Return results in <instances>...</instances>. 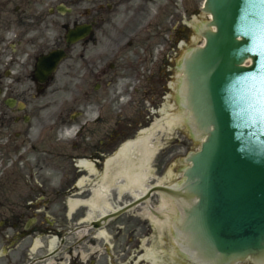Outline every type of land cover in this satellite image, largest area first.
<instances>
[{
  "label": "flooded vegetation",
  "instance_id": "obj_1",
  "mask_svg": "<svg viewBox=\"0 0 264 264\" xmlns=\"http://www.w3.org/2000/svg\"><path fill=\"white\" fill-rule=\"evenodd\" d=\"M152 1L162 14L177 6L176 0H31L38 8L27 26L16 20L23 12L17 0H0V264H151L114 261L113 221L105 226L108 241L100 243L95 222L86 219L98 179L81 178L88 174L79 164L100 171L126 135L102 112L127 78V85L140 86L148 72L154 88L162 84V57L153 59L144 30ZM182 8L189 12L193 0ZM166 21L175 24L178 15ZM14 22L18 33L6 41ZM76 25L91 27V36L66 48L63 27ZM57 50L66 59L51 81L37 82L36 56ZM77 78L82 82L71 83ZM58 96L65 99L59 106ZM91 99L100 103L91 124L90 115L70 114ZM72 127L74 141L67 138Z\"/></svg>",
  "mask_w": 264,
  "mask_h": 264
},
{
  "label": "water",
  "instance_id": "obj_2",
  "mask_svg": "<svg viewBox=\"0 0 264 264\" xmlns=\"http://www.w3.org/2000/svg\"><path fill=\"white\" fill-rule=\"evenodd\" d=\"M203 12L205 45L179 68V106L200 147L179 189L154 190L177 202V241L191 262L263 264L264 0H206Z\"/></svg>",
  "mask_w": 264,
  "mask_h": 264
},
{
  "label": "bare ground",
  "instance_id": "obj_3",
  "mask_svg": "<svg viewBox=\"0 0 264 264\" xmlns=\"http://www.w3.org/2000/svg\"><path fill=\"white\" fill-rule=\"evenodd\" d=\"M184 119V114L169 116L165 111H162V118L154 122L151 129L141 132L140 136L136 137L135 140L122 145L114 156L106 162L104 174L100 177L101 189L106 191L109 187H114L118 192L119 198L125 193H129L132 197H136L139 192L142 193L145 190L146 182L152 176V161L165 145V143L161 142V139L169 137L172 130L180 126ZM87 168L90 170V167ZM169 172L171 171L169 170ZM170 178L171 176H168L167 179L162 178L156 182L160 184L168 181ZM160 204L161 210L168 212L166 214L168 220H173L176 212L171 202L160 198ZM70 207L72 208L73 206L71 205ZM89 209L87 221L92 220L96 214V216H102L115 210L116 207H111L100 193H94L89 202ZM140 215H147L144 209ZM150 220L157 231L161 229L160 224L154 222L151 218ZM101 235L105 236L102 232L100 233ZM143 258L154 259L153 255H150L149 250L145 251Z\"/></svg>",
  "mask_w": 264,
  "mask_h": 264
},
{
  "label": "rangeland",
  "instance_id": "obj_4",
  "mask_svg": "<svg viewBox=\"0 0 264 264\" xmlns=\"http://www.w3.org/2000/svg\"><path fill=\"white\" fill-rule=\"evenodd\" d=\"M17 1L19 2V5L21 6V8L23 10V12L19 11L18 18H22V19H24L23 21L28 22L27 19L32 17L33 13L37 11L38 3L35 2V4L32 5L31 4V0H17ZM35 1H37V0H35ZM196 1H202V0H196ZM199 5L200 4H198V6ZM150 9H151V6H148L149 16L151 15V17H152L153 15H155L156 11H155V9H152V11H150ZM197 18L200 19L199 18V14L197 15ZM167 28L170 29V30H174L175 27H172V28L171 27H167ZM104 32H105V34H107V32H108L107 28H106V30H104ZM186 33L188 35V38H186V37L183 38L185 46L180 50L177 60L181 57L182 50H184L185 48H189L191 46H195V45L200 44L198 42V40H194L193 43H192V41L189 40V37L192 36V33L190 31H187ZM160 44H161V42H159L158 40L155 39L154 41H150L147 45H148V49L149 50L160 51L159 50L160 49V47H159ZM167 95L171 96L172 93L170 91H167ZM124 100H126V98H124L123 101ZM62 101H63V99H59L58 98V100H57L58 105ZM123 101H121V104L123 103ZM140 103L142 104L141 108H143L145 106L146 109L151 110V107H149L147 104H144L142 102H140ZM128 110H129L128 113H129V115L131 117L129 115H125L124 117L128 116V119L134 120V115H132L130 113V109H128ZM114 112H117L116 105L114 106ZM87 113L88 114H93V112H87ZM146 113H148V112L146 111ZM134 122H135V120H134ZM134 135H135V133H133L132 135L129 134L128 136H129V138H132ZM166 141H167V144L164 145L162 150L159 152L158 156L154 160V162L151 165V167L153 169H157V171H158V173L153 174V175H155L157 177H160V178L161 177L162 178L168 177L169 174H170V172H169L170 168H173L172 172L175 174V178L173 179L172 182H167V183L168 184H174L175 182H178L180 180V169H182L183 166H184V164H182V162H181L182 159L185 157V155L188 152L195 151L198 146L195 145V144H191L187 140L186 134L183 131H178L177 133L173 134L172 139H169V138L166 139V137H163L161 139V142H163V143H165ZM151 183L152 182H150L149 184H151ZM154 204H155L154 201L150 202V205L152 207H154ZM116 205H120V204L116 203ZM137 211H138V209H136V211H134V212H137ZM134 214H136V213H133V215L132 214L125 215V216L119 218L118 220H116L114 222V227L112 229V231L115 230V240L114 241H115V244H116L115 245V249H116V248H121V244H125L123 240L126 237V232H123L124 237H121V232L119 234H116V232H118L119 231L118 229H122L124 226L125 227L126 226H130V230H131L130 238L132 240L131 246L133 244V248H132L133 250H131L129 252V254H130L129 255V259H133V257L137 254V251H138V247H137L138 242L136 241L135 238H140L142 240L143 236H145V238H149L151 236V233H153V232H149L148 234H145V235L142 234V236H140L139 235L140 232H138L137 230H133V228H137V227H139L141 225V223L137 219H134L133 217H131V216H134ZM114 258H115V256H114Z\"/></svg>",
  "mask_w": 264,
  "mask_h": 264
}]
</instances>
